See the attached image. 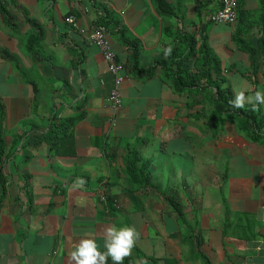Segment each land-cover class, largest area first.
<instances>
[{
    "label": "crops",
    "instance_id": "1",
    "mask_svg": "<svg viewBox=\"0 0 264 264\" xmlns=\"http://www.w3.org/2000/svg\"><path fill=\"white\" fill-rule=\"evenodd\" d=\"M184 1L189 33L222 2ZM263 9L264 0H239L244 21L212 22L209 31L216 78L233 100L236 87L264 88ZM105 17L123 64L118 109L115 76L83 32ZM176 24L156 0H0V264H68L70 238H94L103 251L110 224L140 232L124 264H264V123L247 133L228 114L217 132L211 103L188 108L194 98L157 65L178 44ZM238 24L254 63L234 37ZM127 39L138 43L141 71ZM253 108L264 118V104ZM77 114L70 137L51 146V126Z\"/></svg>",
    "mask_w": 264,
    "mask_h": 264
},
{
    "label": "trees",
    "instance_id": "2",
    "mask_svg": "<svg viewBox=\"0 0 264 264\" xmlns=\"http://www.w3.org/2000/svg\"><path fill=\"white\" fill-rule=\"evenodd\" d=\"M210 1L211 0H197V8H204ZM156 2L161 15L171 18L173 16L177 17L176 29L179 30V34L174 36L178 44L166 47L165 53L167 54V57L157 60V65L162 67L164 78L173 84L177 92L190 93V95L194 98V101L189 103L188 108H193L196 104L203 101L211 103V106H213L211 123L215 131L218 132L220 130L228 114L233 116L240 131L250 133L253 132L250 131L252 128H256L258 130L264 123V118L260 111H257L253 107H235L232 104L233 92L231 88L223 87V78L220 80L216 78L221 73L222 68L218 56L209 43V31L212 26V21L201 23L196 32H186L182 28L184 27L185 22L184 14L178 13L179 7L182 8L184 6L183 2L185 1L177 0L176 2L171 3L167 0H156ZM2 10L4 11L5 8ZM245 14V11L240 10L239 20L244 21ZM3 15L7 21L8 18L5 16L6 12H4ZM29 21H31L30 18ZM32 22L36 23L35 20ZM101 23L107 27L108 19L105 17ZM244 27L245 25L242 26L238 24L234 37L238 41L239 46L251 54L253 59L252 61L254 63L256 48L250 41L242 38V30H244ZM31 37L32 39L37 40V36L31 35ZM125 44L133 52V69L135 71H141L139 68L138 43L135 40L128 41L127 39L125 40ZM259 48L264 51V25L263 34L259 39ZM188 61L193 62L190 68L187 66ZM156 69L157 67L154 66L152 69L154 70L153 72H155ZM148 75H152L150 70L148 71ZM0 108L2 109L1 104ZM203 111L204 109L201 110V113ZM81 117V114L68 116L53 124L48 134L45 135V140L49 141L52 146L57 139H68L72 133L71 131L74 125ZM5 153V140L3 139L2 132H0V172H2V161ZM135 164L136 162H134L133 166ZM142 182H146V179ZM168 202L175 207V201L169 199Z\"/></svg>",
    "mask_w": 264,
    "mask_h": 264
},
{
    "label": "clouds",
    "instance_id": "3",
    "mask_svg": "<svg viewBox=\"0 0 264 264\" xmlns=\"http://www.w3.org/2000/svg\"><path fill=\"white\" fill-rule=\"evenodd\" d=\"M235 99L232 104L237 107H244L251 103L253 107L264 104V88L257 89L254 95H247L242 88H235ZM79 186L85 184L83 178L79 179ZM104 249L94 238H70L71 250L67 257L68 264H107L110 257L113 264H124L126 257L131 255L135 248L140 232L135 225L117 226L110 224L105 227Z\"/></svg>",
    "mask_w": 264,
    "mask_h": 264
},
{
    "label": "built area",
    "instance_id": "4",
    "mask_svg": "<svg viewBox=\"0 0 264 264\" xmlns=\"http://www.w3.org/2000/svg\"><path fill=\"white\" fill-rule=\"evenodd\" d=\"M239 16V0H222L220 7L211 14L210 20L214 23H225L234 25L238 21ZM69 23L75 24L73 15L66 18ZM90 43L99 47L105 59L109 63V68L115 76V84L110 94V102L114 109H118L122 104V96L120 87L123 83L124 76L122 74L123 64L117 59L112 50L111 43L108 38V29L106 25L100 23L92 26L89 30L83 29Z\"/></svg>",
    "mask_w": 264,
    "mask_h": 264
},
{
    "label": "rangeland",
    "instance_id": "5",
    "mask_svg": "<svg viewBox=\"0 0 264 264\" xmlns=\"http://www.w3.org/2000/svg\"><path fill=\"white\" fill-rule=\"evenodd\" d=\"M217 41H218V39H216L215 36H213V43H217ZM158 155H159V152H158V154L157 153L155 154V157L153 158V160H156V158L158 157Z\"/></svg>",
    "mask_w": 264,
    "mask_h": 264
}]
</instances>
